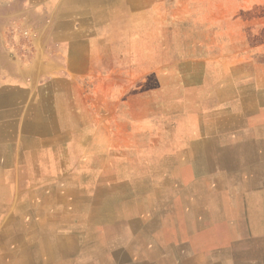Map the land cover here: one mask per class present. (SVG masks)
<instances>
[{"label":"rangeland","instance_id":"rangeland-1","mask_svg":"<svg viewBox=\"0 0 264 264\" xmlns=\"http://www.w3.org/2000/svg\"><path fill=\"white\" fill-rule=\"evenodd\" d=\"M50 1L0 37L85 76L63 133L46 132L44 108L0 130V248L16 237L38 264L49 236L91 231L138 195L147 141L218 123L264 87V0Z\"/></svg>","mask_w":264,"mask_h":264},{"label":"crops","instance_id":"crops-1","mask_svg":"<svg viewBox=\"0 0 264 264\" xmlns=\"http://www.w3.org/2000/svg\"><path fill=\"white\" fill-rule=\"evenodd\" d=\"M48 2L0 0V37L22 11ZM39 51L0 41V130L26 114L37 120L44 108L46 132L64 131L67 90L85 76L64 75ZM258 84L236 113L223 109L218 123L147 141L141 193L120 211L113 204L91 231L78 226L49 236L43 263L264 264V100L257 92L264 87ZM12 239L0 248V264H38L31 247Z\"/></svg>","mask_w":264,"mask_h":264},{"label":"bare ground","instance_id":"bare-ground-1","mask_svg":"<svg viewBox=\"0 0 264 264\" xmlns=\"http://www.w3.org/2000/svg\"><path fill=\"white\" fill-rule=\"evenodd\" d=\"M44 223V222H43ZM9 228V227H8ZM125 241V240H124ZM60 246V245H59ZM118 247V246H117ZM113 249V248H112ZM60 255V254H59ZM65 258V257H64ZM45 259V258H44ZM59 259V258H58ZM47 262V261H46ZM43 264V263H42ZM49 264V263H48ZM57 264V263H56Z\"/></svg>","mask_w":264,"mask_h":264}]
</instances>
